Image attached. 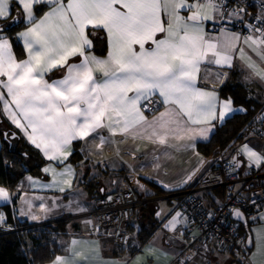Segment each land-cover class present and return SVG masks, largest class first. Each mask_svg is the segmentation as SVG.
<instances>
[{
  "label": "snow or ice",
  "instance_id": "obj_1",
  "mask_svg": "<svg viewBox=\"0 0 264 264\" xmlns=\"http://www.w3.org/2000/svg\"><path fill=\"white\" fill-rule=\"evenodd\" d=\"M13 3L26 14L28 26L18 37L23 39L27 58L18 61L9 39L0 35V88L10 98L0 92V100L12 122L50 160H67L76 140L98 139L97 148L102 150L112 141L101 129L112 136L131 135L160 145L170 139L194 140L197 135L206 139L211 131L207 125L233 111L231 100L225 101L217 117L216 93L196 86L202 65L232 67L239 35L224 32L222 39L213 40L204 30L205 21L223 18V0L191 4L188 0H0V19L9 18ZM44 3L50 11L36 19L34 5ZM181 9L191 14L183 16ZM244 11L233 10L231 15ZM97 30L107 34L106 58L90 54L89 37ZM159 33L163 38H157ZM244 43L264 61V38L247 36ZM239 52L244 58V50ZM77 57L78 63L73 60ZM246 67L264 81V68L251 57ZM54 71L61 72L60 78L51 79ZM157 94L162 98L158 102L168 107L149 121L139 104ZM244 151L255 163L264 161L247 145ZM51 171L55 183L71 187V166L59 179ZM8 199V191L0 187V200ZM250 242L264 252V237L259 243ZM78 256L81 253L73 249L70 257H57L54 264H76Z\"/></svg>",
  "mask_w": 264,
  "mask_h": 264
},
{
  "label": "crops",
  "instance_id": "obj_2",
  "mask_svg": "<svg viewBox=\"0 0 264 264\" xmlns=\"http://www.w3.org/2000/svg\"><path fill=\"white\" fill-rule=\"evenodd\" d=\"M257 1L256 11L260 16L262 25L247 35H239L240 40L237 42L236 49L232 52V67L215 64L201 66V73L196 86L202 90L216 93L218 97L217 117H219L220 111L223 110L222 103L231 100V98L221 95V89L234 75L237 84L246 90L248 98L263 105L260 119L264 121V81L252 76L250 70L246 67L248 57H251L261 68H264V61H261L252 48L244 43V38L247 36H252L256 40L264 38V0ZM194 2L195 0H188L190 4ZM13 6H16V4L11 5L10 16ZM38 6L44 7V10L37 16L35 9ZM17 8L21 15L22 25L11 34L2 31L0 35L8 38L9 42L14 39L19 43L23 54L22 59L16 58L19 61L27 58V52L24 48L23 39L18 37V33L24 31L28 25L22 7ZM48 11H50V7L47 3L34 5L36 19L42 18ZM190 14L187 9H181V15L187 16ZM214 15L218 14L215 13ZM162 17L165 21L167 20V17L163 14ZM6 20L0 19V24ZM218 22L219 18L204 22V30L213 40L222 39L224 32L235 33L229 28L218 29L216 25ZM257 29H260V31H257ZM163 36V33L157 34L158 39L163 38ZM89 38L92 40L90 54L98 58H106L109 50L106 32L97 30ZM136 47L138 50V46ZM146 47H149V45L146 44ZM241 48L245 53L244 58H241L239 52ZM12 52L15 56L13 49ZM73 60L78 63L80 58H73ZM205 67L210 68L211 71L206 73L204 71ZM49 76L51 79H58L61 72L54 71ZM0 92H3L5 99H10L7 96L6 89L0 88ZM129 95H132V93ZM150 98H155L158 101L162 99L158 94L148 99ZM146 100L142 99L140 101V108ZM3 104L4 102L0 100V128L15 132L19 140L21 139L37 151L44 160L38 174H26L13 188L0 186L9 193L7 201L0 200V212L3 218L6 221L2 206L8 205L13 219L22 226H54L61 222L62 226L64 225V234L58 237L61 244L60 251L50 261L43 264H54L57 257L68 258L71 256L73 249L81 253V256L75 257L76 264H171V261L181 249V244L177 242V239L183 226L180 215L176 210L177 203L175 199L165 194L176 192L188 184H193L214 166L212 157L199 152L197 145L208 142L214 131L226 119L234 114L244 113L242 107L234 106L231 103L232 112L226 113L223 120L217 118L212 120L210 125H207L211 128V131L208 132L206 139L199 135L194 140L176 141L170 139L167 145L153 143L147 139H133L131 135L122 136L117 134L112 136L107 129H101L99 132L108 137L112 143L105 144L101 150L97 148L98 139L92 141L89 138L87 141H73L70 150L73 154L74 146L78 144L80 160L71 163L69 159L72 154L63 162L48 159L41 149L36 148L28 140L25 132L12 122L9 115L4 111ZM166 107L168 106L161 104V109L156 113L152 115L143 114L147 120L151 121L154 117L159 116L161 112H164ZM21 122L23 123V121ZM255 132H250L243 141L235 145L237 153L240 155L241 168L239 172L242 175L249 174L253 169L263 164V161L257 164L249 159L247 152L244 151V146L247 145L250 150L264 156V147L253 138ZM68 166H71L73 172L70 177V188L67 185L55 183L51 171L54 170L57 174L56 179H59V174L63 173ZM45 169L50 170L45 171ZM189 177L191 178L189 179ZM123 186L133 190L138 198L153 200L151 202L152 206L148 208V212L153 213L151 220L154 227L153 232L134 253L115 250L110 234L93 236L87 231L86 215L93 208V200L100 196L107 197L119 191ZM60 187H64L65 190L61 192ZM158 191L162 192L163 195L158 194ZM197 195L209 208L220 201L215 197L213 190L199 192ZM34 216L36 219L32 218ZM262 216H264V209L257 215V220L248 225L251 240L257 243L260 242L261 237H264V219H261ZM130 222L133 226V231L129 232L130 240L132 245L136 246L139 244L138 231L148 225L147 217L144 213H137ZM173 222H175L174 225ZM73 241L76 243L73 244ZM254 253L255 255H253ZM84 257L87 259H84ZM194 264L234 263H232L226 251L211 247L210 252L196 259ZM249 264H264V252L259 251L253 243L252 248L249 250Z\"/></svg>",
  "mask_w": 264,
  "mask_h": 264
},
{
  "label": "built area",
  "instance_id": "obj_3",
  "mask_svg": "<svg viewBox=\"0 0 264 264\" xmlns=\"http://www.w3.org/2000/svg\"><path fill=\"white\" fill-rule=\"evenodd\" d=\"M257 2L223 0L226 5L225 14L216 24L217 28H229L241 36L249 34L262 25L256 11ZM240 8L246 11L239 12L238 16L231 15L233 10ZM160 109L161 104L155 98L147 99L141 104L142 112L148 115ZM253 138L264 147V121L258 123ZM236 153L235 145L228 147L212 157L214 166L198 181L176 192L165 194L181 195L176 206L183 226L177 239L181 249L171 264H194L196 259L210 252L211 247L226 251L236 264H249L246 232L231 219V212L241 211L248 225L257 220V215L264 209V161L249 174L242 175L233 162ZM215 189L222 190V198L213 207H206L197 193ZM152 201L138 198L126 186L107 197H98L93 200V208L86 215L87 231L93 236L110 234L116 248L129 249L132 245L128 231L131 215L135 209ZM0 216L3 217L1 212ZM34 227L36 226H10L3 218L0 221V236L30 231Z\"/></svg>",
  "mask_w": 264,
  "mask_h": 264
},
{
  "label": "trees",
  "instance_id": "obj_4",
  "mask_svg": "<svg viewBox=\"0 0 264 264\" xmlns=\"http://www.w3.org/2000/svg\"><path fill=\"white\" fill-rule=\"evenodd\" d=\"M44 7L38 6L35 9L36 15H40ZM12 20L18 22L13 27L8 28ZM21 15L16 6L12 7L11 16L8 20L0 24L3 28H8L5 31L11 34L14 30L21 26ZM4 28V29H5ZM12 49L17 59H22L23 54L19 43L11 39ZM221 95L229 97L232 100L234 106H240L244 109V113L234 114L221 124L211 135V138L206 143H199L197 150L204 155L215 157L218 153L227 149L230 146H234L243 141L250 132L256 131L258 123L261 121L260 112L263 108L261 103H258L248 98L247 92L242 86L237 84L235 76H231L228 83H226L221 89ZM0 186L13 188L16 183L26 174L36 175L39 173L40 168L44 164V160L37 151L24 143L21 139L13 141L12 146L8 149L7 143L2 140L0 133ZM80 160L78 152V144L74 146V152L71 155L69 161L74 163ZM215 197L219 200L222 198V190H213ZM158 194L163 195L158 191ZM101 197V196H100ZM176 201H180L181 195L170 196ZM152 206L151 203L146 204L143 207L137 208L131 215V221L134 219V215L137 213H144L147 217L148 225L142 227L137 233L138 245H131L129 249H118L115 246V250L119 252H131L134 253L137 249L146 242L153 232V225L151 224L152 212H148V208ZM213 207V206H212ZM5 213L6 223L10 226H19L12 217L11 209L8 205L2 206ZM24 226V225H23ZM54 226H58V231L64 234V225L62 222ZM240 229L243 228L240 226ZM128 231H133L132 223L128 226ZM31 231L18 232L9 235L0 236V264H43L50 261L57 253H45L44 250H33V253H26L27 244L25 239L29 236ZM42 253H45L41 256ZM231 258V256H230ZM232 263L236 264L231 258Z\"/></svg>",
  "mask_w": 264,
  "mask_h": 264
},
{
  "label": "rangeland",
  "instance_id": "obj_5",
  "mask_svg": "<svg viewBox=\"0 0 264 264\" xmlns=\"http://www.w3.org/2000/svg\"><path fill=\"white\" fill-rule=\"evenodd\" d=\"M178 204V202L175 200ZM58 226H37L34 227L29 236L25 239L27 244L26 253H33L35 249L44 250L47 253H57L61 249L60 238L59 236L63 235L58 230ZM45 253H42L44 255Z\"/></svg>",
  "mask_w": 264,
  "mask_h": 264
},
{
  "label": "water",
  "instance_id": "obj_6",
  "mask_svg": "<svg viewBox=\"0 0 264 264\" xmlns=\"http://www.w3.org/2000/svg\"><path fill=\"white\" fill-rule=\"evenodd\" d=\"M16 24H18V22L13 23V20H12V23L8 28L13 27ZM8 28H5V29H8ZM0 29H3V28L0 27ZM0 123H1V118H0ZM1 135H2V140L7 143L8 149L11 148L13 141L19 140L18 135L11 130H1ZM233 162L236 165V169L239 171V169L241 168V160H240V155L238 153H236L233 156ZM237 212L240 213L239 216L236 214ZM231 219L234 222L240 224L241 227L243 228V230L246 232V235H247L246 236V246L250 250L252 248V243L250 241H252V240H251V235H250L248 224L246 222L244 214L239 210H233L231 212Z\"/></svg>",
  "mask_w": 264,
  "mask_h": 264
},
{
  "label": "flooded vegetation",
  "instance_id": "obj_7",
  "mask_svg": "<svg viewBox=\"0 0 264 264\" xmlns=\"http://www.w3.org/2000/svg\"><path fill=\"white\" fill-rule=\"evenodd\" d=\"M1 130H2V128H0V133H1Z\"/></svg>",
  "mask_w": 264,
  "mask_h": 264
}]
</instances>
